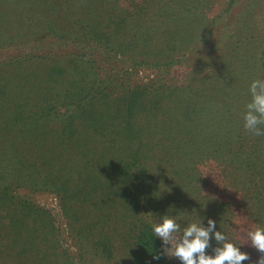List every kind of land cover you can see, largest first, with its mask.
<instances>
[{
	"label": "trees",
	"instance_id": "trees-1",
	"mask_svg": "<svg viewBox=\"0 0 264 264\" xmlns=\"http://www.w3.org/2000/svg\"><path fill=\"white\" fill-rule=\"evenodd\" d=\"M221 6L0 0V264H181L152 232L165 214L212 219L256 264L264 136L242 116L264 0Z\"/></svg>",
	"mask_w": 264,
	"mask_h": 264
},
{
	"label": "clouds",
	"instance_id": "clouds-1",
	"mask_svg": "<svg viewBox=\"0 0 264 264\" xmlns=\"http://www.w3.org/2000/svg\"><path fill=\"white\" fill-rule=\"evenodd\" d=\"M249 94L251 100L242 116L243 127L255 137L264 136V79L252 80ZM151 228L154 236L162 241L163 255L178 258L181 264H242L250 260V256L241 252L222 231L215 230L216 223L212 219L207 220V227L199 219V223L181 228L174 216L165 214L152 223ZM243 231L247 244L260 254L256 264H264V227L253 223ZM213 238L217 246L212 248L213 255H208ZM153 259L159 260L160 255H154Z\"/></svg>",
	"mask_w": 264,
	"mask_h": 264
},
{
	"label": "rangeland",
	"instance_id": "rangeland-1",
	"mask_svg": "<svg viewBox=\"0 0 264 264\" xmlns=\"http://www.w3.org/2000/svg\"><path fill=\"white\" fill-rule=\"evenodd\" d=\"M230 0H217V4L218 6L222 7L221 5H225V3L229 2ZM41 201L43 203V205H46L47 208H51L56 210V204L57 201L56 199H54L53 197H43L41 198Z\"/></svg>",
	"mask_w": 264,
	"mask_h": 264
}]
</instances>
